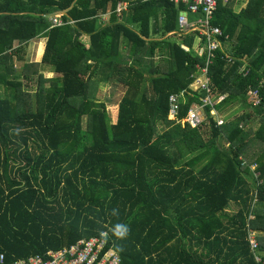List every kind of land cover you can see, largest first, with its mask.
I'll use <instances>...</instances> for the list:
<instances>
[{
  "label": "trees",
  "instance_id": "1",
  "mask_svg": "<svg viewBox=\"0 0 264 264\" xmlns=\"http://www.w3.org/2000/svg\"><path fill=\"white\" fill-rule=\"evenodd\" d=\"M121 1L127 7L119 16ZM182 9L170 0H0L3 264L101 232L124 264H257L249 243L256 232L264 264V0L240 10L218 0L213 25L222 44L232 43L233 63L220 49L209 68L213 95L228 96L216 109L247 110L219 125L207 108L208 120L195 128L167 119L169 96L188 92L206 62L192 52L199 33L179 30ZM55 11H66L61 25L45 17ZM100 14H110L109 23ZM174 31L190 51L169 40ZM38 38H46L42 61L14 72L15 62L25 61L24 46ZM156 54L162 64L155 65ZM43 65L57 75L49 86ZM33 77L36 101L24 89ZM111 81L125 86L112 116L93 99L94 88ZM250 89L258 90V108L247 103ZM199 98L186 94L177 121ZM256 118L252 139L263 150L253 160L247 127ZM118 223L130 228L125 239L109 231Z\"/></svg>",
  "mask_w": 264,
  "mask_h": 264
},
{
  "label": "built area",
  "instance_id": "2",
  "mask_svg": "<svg viewBox=\"0 0 264 264\" xmlns=\"http://www.w3.org/2000/svg\"><path fill=\"white\" fill-rule=\"evenodd\" d=\"M186 5L187 12L191 14H198L200 18L196 22H190L181 13L179 21L181 30L185 33L199 31L202 37H205L207 43L206 63L203 68H200L201 77L203 82L196 78L198 88L193 93H198L199 102L193 103L190 109L187 110L185 117L181 119V122L191 127H200L205 121L204 111L210 108L211 113L214 114L215 106L223 101V98L216 100L211 87L209 78V68L212 62L215 60V54L220 51L221 40L223 35L222 30L219 27L213 25V20L218 8V0H182ZM126 5L119 2L117 4V12L120 13L125 9ZM58 17L52 18L53 25H61ZM229 63H233L232 59H229ZM247 76V73L246 75ZM190 92V91H188ZM183 91L179 94L170 95L168 98V120L177 121L179 114L180 104L184 102L185 96L188 93ZM248 97L253 102V107L258 108L261 106V100L258 90L250 89ZM222 120L219 121L221 123ZM245 165V163H243ZM259 175L256 176L258 180ZM249 243L251 251L255 256L257 264H261L262 261L258 260L260 257L259 244L255 240L254 235H250ZM261 258V257H260ZM4 257H0V264H3ZM12 264H124L122 258L113 247L108 246L107 240L102 238H91L88 240H81L72 245L69 248L57 252H49L46 256H35L27 260L15 261Z\"/></svg>",
  "mask_w": 264,
  "mask_h": 264
},
{
  "label": "rangeland",
  "instance_id": "3",
  "mask_svg": "<svg viewBox=\"0 0 264 264\" xmlns=\"http://www.w3.org/2000/svg\"><path fill=\"white\" fill-rule=\"evenodd\" d=\"M236 1V0H234ZM50 22L51 19H49ZM53 23V22H52ZM45 45H46V38H38L35 39L33 41H31L27 46H24V57H25V61L24 62H19L16 61L14 66H13V70L14 72H22V67L24 63H40L43 59V55L45 52ZM159 56V58H158ZM160 55H157L156 58H154V63L155 65L162 64V58L160 59ZM0 72L4 73V66L0 65ZM42 68V69H41ZM39 69H41V71H43V75H44V83L46 86L50 85V82L52 79L56 78L57 75L56 73L52 72V68L50 66H40ZM9 80H13V79H18V80H22L23 78L20 77V74H15V76L13 74H10L8 76ZM37 78L33 77L32 78V83L31 85H27L29 82L24 80L25 86L24 89L30 91L33 95V100L36 101V91H37V86L38 83L36 81ZM125 94V86L117 81H111L109 83H101L98 84L97 87L94 88V94H93V99L95 101L101 102V103H105L107 106V110L109 112V114L114 115V112L116 113L117 111V104L121 101L123 95ZM5 96V87L3 85H0V97H4ZM115 104V105H114ZM247 109V108H246ZM241 112H244L243 109H240L237 105L233 106L232 108H230L228 111H224V114H222V117H220V119L222 120H231L237 116L241 115ZM259 119L256 118L253 122H252V127L248 128V130H250L249 133V138L253 135V132L257 129V127L259 126ZM86 127V120H84L83 122V128ZM220 145L223 147L224 146H228L227 142L225 140H221L220 141ZM249 148H248V154H249V158L255 160V158L258 156V154L260 152H262L263 150V145L261 142L258 141H254L251 138L249 139ZM256 168L255 165L252 166V169L254 170ZM254 176L256 178V176L258 175V173L256 171H253ZM257 206V205H256ZM259 208V207H258ZM236 207L234 205H231V209H229V212H231V210H235ZM262 210L264 211V208H262ZM260 238H264V236L259 235ZM258 260L262 261V258H260L258 256Z\"/></svg>",
  "mask_w": 264,
  "mask_h": 264
},
{
  "label": "crops",
  "instance_id": "4",
  "mask_svg": "<svg viewBox=\"0 0 264 264\" xmlns=\"http://www.w3.org/2000/svg\"><path fill=\"white\" fill-rule=\"evenodd\" d=\"M171 2H173L176 6H177V8H178V6L179 5H183L184 7H185V9L183 10H180V12H179V16H178V24H179V30L182 32V33H184V34H188V33H195V32H198L199 33V35L202 37V35L200 34V32L199 31H195V32H188V33H185V32H183L182 30H181V27H180V21H179V18H180V15H181V13L187 18V20L188 21H190V22H196L199 18H200V15H198V14H191L190 12H187V8H186V5L185 4H183V1L182 0H170ZM229 1H231V0H223V2H224V4H227ZM235 4H236V6H238V10H240L241 8H243V7H245L246 6V4H247V2H248V0H236V1H234V0H232ZM121 3H123V4H125L126 5V7H127V3L126 2H124V1H121ZM126 7H125V9H123L120 13H118L117 12V9H116V12L118 13V15L120 16L123 12H125L126 11ZM218 9V8H217ZM110 17H111V15L110 14H100L99 15V18H100V22H102V24H107V23H109V20H110ZM215 17H216V15H215ZM217 18V17H216ZM214 20H216V19H214ZM213 20V21H214ZM215 26V25H214ZM217 27V26H216ZM221 29V28H220ZM168 37L169 38H171V39H169L170 41H177V43H180V44H183V42H182V38L181 37H179L178 35H176V32L174 31V32H171L170 34H168ZM201 37H199V36H196V41H195V43L193 44V53L194 54H196L198 57H205L206 56V53H207V43H206V39H204V43H202V38ZM203 38H205V37H203ZM186 39V38H185ZM184 38H183V40H185ZM183 46V48L185 49V51H190V48H188L185 44H183L182 45ZM168 48H170V46L168 47ZM220 49H222V51L224 52V53H226V55H227V57H226V59L228 60V62H229V59H232V58H230L231 57V52H232V43L229 41V42H227V43H224V44H222L221 43V48ZM168 51H169V49H168ZM159 55V54H158ZM156 56H157V54H156ZM156 56H155V58H156ZM160 57L162 58V59H164V56L163 55H160ZM229 57V58H228ZM158 58H159V56H158ZM160 58V59H161ZM206 63V62H205ZM159 64V63H158ZM157 64V65H158ZM230 65H232V64H230ZM204 66H205V64H204ZM203 66V67H204ZM202 66H197V68H196V73L193 75V77H192V79H193V83H192V85H191V87H190V89H188V91H190V93H193L192 92V90L193 91H195L196 92V90H197V88H198V85H197V83H196V78H198V77H201V74H200V71H199V69L200 68H203ZM243 70V69H242ZM209 78H210V74H209ZM199 81H201V82H203L204 81V79L201 77V78H199ZM210 82H211V79H210ZM211 87H212V82H211ZM249 92V91H248ZM248 92H247V95H246V98H247V103H250L251 105H252V109H254V107H253V102H252V100L248 97ZM181 93V92H180ZM193 94H196V95H198V93H193ZM214 97H215V99L216 100H219L220 98H223V101H221V102H219L216 106H215V108H214V111H215V113L214 114H212L211 113V110H210V114L217 120V123L219 124V125H221V124H223V123H225V122H227V121H231V120H233V119H235V118H238V117H242V115L245 113V111L247 110V109H243L244 110V112H241V115L240 116H237V117H235V118H233V119H231V120H222V119H220V117H222V114H224V111L222 112V113H219V111L216 109L219 105H221L226 99H227V95H215L214 94ZM184 101H185V99H184ZM197 103V102H196ZM192 106V105H191ZM238 106V105H237ZM239 107V106H238ZM232 108V107H231ZM240 108V107H239ZM230 109V108H229ZM229 109H227V110H225V112L226 111H228ZM204 117H205V121L204 122H206L207 120H208V115H207V111L205 110L204 111ZM167 119H168V117H167ZM220 120H222V122L221 123H219V121ZM170 122H172L173 124H182V125H187V124H184V123H182L181 122V120L180 121H171L170 120ZM187 126H190V125H187ZM202 126V125H201ZM191 127V126H190ZM252 126H248L247 127V131H249V133H250V130H248V128H251ZM192 128H195V127H192ZM255 132V131H254ZM253 132V133H254ZM252 137H253V135L250 137L251 139H252ZM249 138V135H248V140L250 139ZM252 140H254V139H252ZM255 141V140H254ZM250 146V145H249ZM240 161L241 162H244L245 163V165L246 164H248L249 162H251V161H249L248 159H246V158H244V157H240ZM253 165H255L256 166V164L255 163H251L250 164V169H251V171L253 172V171H256V168L253 170L252 169V166ZM257 172V171H256ZM258 173V175H260L259 174V172H257ZM251 219H254V215H251ZM252 235H254L255 236V240H256V242L258 243V239H257V233L256 232H252ZM259 244V243H258Z\"/></svg>",
  "mask_w": 264,
  "mask_h": 264
},
{
  "label": "clouds",
  "instance_id": "5",
  "mask_svg": "<svg viewBox=\"0 0 264 264\" xmlns=\"http://www.w3.org/2000/svg\"><path fill=\"white\" fill-rule=\"evenodd\" d=\"M117 214H118V209H113L112 215H117ZM109 231L111 232L112 237H114L115 240H122V239H125L127 237V235L130 232V228L127 224L118 223L114 227L109 229ZM100 236L104 240H108L110 238L108 235V232H101Z\"/></svg>",
  "mask_w": 264,
  "mask_h": 264
},
{
  "label": "water",
  "instance_id": "6",
  "mask_svg": "<svg viewBox=\"0 0 264 264\" xmlns=\"http://www.w3.org/2000/svg\"><path fill=\"white\" fill-rule=\"evenodd\" d=\"M65 13H66V11H55V12H52L50 14L45 15V17L48 19H52L54 17H60V16L64 15ZM214 19H216V17H214Z\"/></svg>",
  "mask_w": 264,
  "mask_h": 264
}]
</instances>
